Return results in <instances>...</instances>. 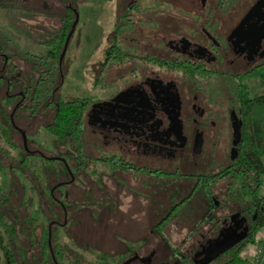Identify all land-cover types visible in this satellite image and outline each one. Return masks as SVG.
Returning <instances> with one entry per match:
<instances>
[{"label": "flooded vegetation", "instance_id": "flooded-vegetation-1", "mask_svg": "<svg viewBox=\"0 0 264 264\" xmlns=\"http://www.w3.org/2000/svg\"><path fill=\"white\" fill-rule=\"evenodd\" d=\"M62 6L73 9L66 2ZM52 10L58 24L41 31L44 52L30 54L34 58L51 55L57 45L63 20L57 5ZM112 17L100 58L90 62L91 94L82 97L78 155L88 162V200L97 195L105 203L126 194L148 203L150 218L162 213L147 228L157 233V225L194 195L199 206L191 209V219L198 220L186 231L191 244L176 257L196 264L203 256L198 252L222 235L244 231L245 240L253 227L250 203L235 197L241 185L233 176L239 141L233 135H239L243 101L260 88L264 73V0H115ZM75 21L73 13L52 71H40L45 74L36 84L41 94L16 92L21 114L35 112L30 121L23 119L26 125L48 120L58 101L71 100L61 88ZM251 82L257 83L253 90ZM53 149L51 157L36 152L57 161L70 177L56 183L55 201L65 217L61 189L73 181L71 168L83 162L73 147ZM169 186L172 191L163 197L171 193L168 199L174 200L157 210V192Z\"/></svg>", "mask_w": 264, "mask_h": 264}, {"label": "rangeland", "instance_id": "rangeland-1", "mask_svg": "<svg viewBox=\"0 0 264 264\" xmlns=\"http://www.w3.org/2000/svg\"><path fill=\"white\" fill-rule=\"evenodd\" d=\"M3 1L7 2L5 6L8 9L7 11L0 10V26H2L0 27V38L6 39L7 45L4 46V51L14 55L12 63L16 68L12 71V77H17L20 73V57L30 58V54L43 55L44 43L38 42L45 38L44 34L41 36V31L45 28L55 27L58 22L51 13L43 11L40 5L43 0H21L22 3L19 0ZM114 1H75L76 21L64 55V60L69 64L61 88V92L66 93L69 98H88V95L91 94L93 72L90 62L100 58V52L104 47L105 33L113 23ZM48 3L53 4L52 8L57 5L60 9L57 11L58 13H61L64 8L63 3L55 0L54 2L50 0ZM15 6L17 9L14 8ZM52 8L48 10H52ZM52 13L55 12L52 10ZM20 20H24V22ZM15 23L17 28L11 26ZM25 51L27 53H24ZM256 85V82L249 83L250 90L255 89ZM3 93L4 90L1 89L0 105ZM92 93L98 95L97 92ZM24 138L26 142L28 141L26 145L30 147L29 150L40 149L39 151L42 153L44 151L48 154L52 153L51 155L46 153L50 157L56 155L54 149L50 147L49 137L42 127L38 126L29 131L26 129ZM13 140L18 147H21V142L16 135ZM0 146L7 151L6 169L0 172V185L11 196L10 210L14 207L18 212L13 214H19L21 218L27 214L39 222L42 221V225H46L43 215L41 216L38 210L40 206L43 208V201L46 197L43 181L48 176L51 177V175L46 174L45 176L44 174L47 165L36 156L25 157L20 153L18 147L10 148L1 139ZM20 160L23 162V166H20ZM54 165L58 168L57 164L52 166ZM71 173H74L73 168H71ZM86 179L88 180V168L85 169L83 175L74 178L72 186L67 185L68 187L61 189L62 200H68V198L69 201H72L73 198V201L78 200V203L73 204L64 202L68 212L72 210V213L68 214L64 225L57 228L58 244L63 248V258H65L62 260L64 264H74L67 260L68 256L70 259L76 258V254L80 256L77 264H122L133 256L136 258L127 264H180L179 259L173 257L177 253L174 254L171 249L175 248L181 252L191 244L187 241L189 235L186 233L190 221L169 217L162 225L164 226L162 230L157 233H149L147 228L151 223L159 220L162 213L158 212L154 218H150L149 204L138 202L126 194H120V197L118 196L112 201H105V203L101 200L99 205L91 202L81 204L78 195H80L79 192L86 191L83 185ZM164 189H159L157 192L156 200L159 202L157 205H160L157 210H161L166 203H168V207L170 201L174 200V198L168 199L171 193L166 199L163 197L164 191L168 193L170 190L172 191L173 187L169 186ZM44 212L46 211L44 210ZM28 224L26 226L31 227L33 231L30 233L25 229V226L21 225L18 229L19 244L17 246H27L26 240L31 241L32 236L38 235L35 225L32 222ZM167 243L171 248L167 246ZM253 246V243H246L240 256L248 259L253 251ZM31 247L32 245L27 247L30 255H27L25 259L26 264H36L31 254H37V250L31 249ZM68 249L71 255L67 251ZM101 257H104V260H101ZM140 258L143 262L139 260ZM0 264H4L1 249ZM15 264H22L20 258H15Z\"/></svg>", "mask_w": 264, "mask_h": 264}, {"label": "trees", "instance_id": "trees-1", "mask_svg": "<svg viewBox=\"0 0 264 264\" xmlns=\"http://www.w3.org/2000/svg\"><path fill=\"white\" fill-rule=\"evenodd\" d=\"M55 1L59 3L67 2L73 9L69 10V8H64L59 15V18L63 20V22L60 29V37L56 42V47L52 49L53 51L51 52V55L37 58L31 56L30 58L32 59L20 57V73L17 77H12V71L16 68L15 64L12 63L14 55L7 54L4 51V46L7 45L6 39L4 38L3 40L2 37L0 38V90H4L0 105V139L3 140L8 147L16 148L18 146L13 140L16 135L21 142V147H18L20 153L25 157L36 156L42 160L45 165H47L44 170L45 176L46 174L51 175L50 178L48 176L43 181V189L46 190V197L43 201V208L40 206V209L38 210V213L41 216L43 215L46 225H42V221L39 222L36 218L34 219L30 215L28 216L26 214L25 217L23 216L21 218V215L13 214L18 211L14 207L10 210L11 206L9 200L11 196L10 194H7L5 189L0 185V249L4 264H15V258H20L21 263L26 264L25 259L27 258V255H30L27 247L31 245V249L37 250V254H31V257L36 261V264H64L62 260L65 258H63V248L58 244L57 228L64 225L65 221L68 219V214L71 213L68 212L64 202L71 204L78 203V200L73 201L74 198L72 201H69L68 198V200L62 202L66 212L64 217L63 209L55 201V198H57L58 186L56 183L61 180H67L70 177L66 170L60 169L59 166L58 168L55 165L52 166L53 164H58L54 159L40 158L37 152H35L40 149L29 150L30 147L26 145L28 141L26 142L24 133L26 132V129L29 131L38 126L43 127L49 137L50 147L54 148L59 145L73 147L78 155L81 153L80 149L83 147L80 142L79 130L82 127L84 100L86 99L74 97L71 98L69 102L65 100L58 101L57 106L52 108L48 120L42 122L35 120L27 125L23 122V119L27 118L30 121V119L35 116V112H31L28 117L25 114H21L22 110L18 105L15 106V102L19 100L18 94L16 93L17 91L26 90L33 95H36L38 92L41 94V91L38 89L39 87L37 88L36 84L45 74L40 71L45 67L51 68L50 70L52 71L53 65L55 66L58 57L59 49L63 44L70 19H73V13L76 14L77 12V7L75 6L76 0ZM48 2H50V0H45V9L43 11H50L48 10L50 5ZM5 3L7 2L0 0V10L7 11L8 7L5 6ZM20 3L22 2L20 1ZM14 8L17 9L16 6ZM53 77V74H51L49 77V83L52 82L51 80H53ZM260 78V88L253 94L252 98L243 101L241 107L239 141L237 145L236 159L233 164L235 166L233 176L241 185L240 190L235 193L236 201L238 203H250L251 213L254 215L253 227L245 240L241 241L233 248L228 249L211 264H246L247 259L242 258L240 252L246 243L254 244L257 232L264 227V195L259 193V187L264 178V73L260 75ZM48 87L49 88L47 89L49 90L51 85ZM15 126L18 127L19 130L16 129ZM74 134L77 137H74ZM51 154L52 153L48 155ZM6 156L7 151L0 146V172H2L3 169H6ZM78 157L81 158L83 163L82 165H79L77 170H74V173L71 174L73 181L74 178L83 175L85 169L88 168V162L83 159L84 156L78 155ZM19 163L20 166H23L21 160ZM73 181L67 185H73ZM85 182H83V185L85 186L86 191H81L79 192L80 195H78L80 196L79 200H81V204H88L91 200H88V180L86 179ZM205 194L207 195L206 190ZM95 196L96 198L93 199L92 204L97 203V205H99L102 199L101 197H97V195ZM193 198L194 195H191V197L185 201L184 206H182L183 208L176 209L171 217L190 221V226L191 223L193 224L195 220H198L191 219V209L197 210L199 206L197 202L193 201ZM43 209L46 212H44ZM9 210L11 214L8 212ZM19 222H21V224H19ZM30 222H32L35 225V228L38 229V235L35 237L32 236L31 241L26 240L25 244H27V246H17L19 244V227L21 225L25 226V229L31 233V231H33L31 227L26 226V224ZM162 225H157L158 231L161 230ZM167 246L171 248L168 243ZM67 251L70 252L69 249ZM171 251H173L174 254L180 252V250L175 248L171 249ZM69 254L71 255V252ZM176 256L173 257L175 258ZM75 257L76 258L74 259H70L68 256L67 261H71L74 264L79 263L80 256L76 254ZM100 259L104 260V257H101ZM179 261L180 264H194L187 257H181L179 258Z\"/></svg>", "mask_w": 264, "mask_h": 264}, {"label": "water", "instance_id": "water-1", "mask_svg": "<svg viewBox=\"0 0 264 264\" xmlns=\"http://www.w3.org/2000/svg\"><path fill=\"white\" fill-rule=\"evenodd\" d=\"M234 139H238L239 135L234 134ZM245 232H239L234 236L230 235H222L221 239L215 240L213 242L212 247L207 245L206 249L202 252H198V255L203 254L202 258L198 259L195 263L196 264H209L218 254L222 253L223 251L229 249L233 245L237 244L238 242L242 241L245 238ZM128 261L122 263L127 264Z\"/></svg>", "mask_w": 264, "mask_h": 264}, {"label": "built area", "instance_id": "built-area-1", "mask_svg": "<svg viewBox=\"0 0 264 264\" xmlns=\"http://www.w3.org/2000/svg\"><path fill=\"white\" fill-rule=\"evenodd\" d=\"M259 193L264 195V183L259 187ZM261 234L255 239L253 252L247 259L246 264H264V227L261 229Z\"/></svg>", "mask_w": 264, "mask_h": 264}, {"label": "crops", "instance_id": "crops-1", "mask_svg": "<svg viewBox=\"0 0 264 264\" xmlns=\"http://www.w3.org/2000/svg\"><path fill=\"white\" fill-rule=\"evenodd\" d=\"M261 234V230H259L255 236V239ZM253 252V251H252Z\"/></svg>", "mask_w": 264, "mask_h": 264}]
</instances>
